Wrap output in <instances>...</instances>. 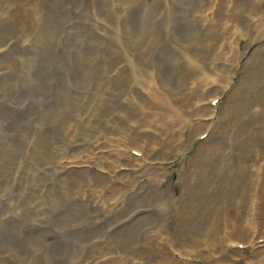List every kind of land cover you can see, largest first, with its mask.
<instances>
[{
  "label": "rangeland",
  "instance_id": "374dc122",
  "mask_svg": "<svg viewBox=\"0 0 264 264\" xmlns=\"http://www.w3.org/2000/svg\"><path fill=\"white\" fill-rule=\"evenodd\" d=\"M0 41V256L264 264V0H0Z\"/></svg>",
  "mask_w": 264,
  "mask_h": 264
},
{
  "label": "bare ground",
  "instance_id": "6f19581e",
  "mask_svg": "<svg viewBox=\"0 0 264 264\" xmlns=\"http://www.w3.org/2000/svg\"><path fill=\"white\" fill-rule=\"evenodd\" d=\"M68 1V0H67ZM60 4V3H59ZM35 5V4H34ZM56 6V5H55ZM52 7H53V5H52ZM54 8V7H53ZM225 10H227L226 8H224ZM230 9H231V7H230ZM235 9V8H234ZM54 10V9H53ZM224 10V11H225ZM236 11V10H235ZM203 13V12H202ZM228 12H226L225 14H227ZM235 14V13H234ZM229 15V14H228ZM230 17V16H229ZM225 18V17H224ZM40 19V18H39ZM226 19V18H225ZM224 19V20H225ZM228 19V18H227ZM42 20H43V18H42ZM227 21V20H226ZM232 22V21H231ZM227 23V22H226ZM101 25V24H100ZM227 29V28H226ZM232 46V45H231ZM8 48V43H4L3 41H0V53L2 54L3 52L5 53V52H7V49ZM232 48V47H231ZM6 55V54H5ZM226 64V63H225ZM224 64V65H225ZM1 69V68H0ZM0 72H2V71H0ZM219 95H220V93H219ZM113 134V133H112ZM116 134H114V136H115ZM3 137H5V136H3ZM4 139H6V138H4ZM115 140H117V138L115 139ZM111 141V140H110ZM114 142V141H113ZM136 144L137 143H134V142H125V143H122V144H120V143H118V146L119 147H121V148H124V150L125 151H127L128 150V153H129V156H133V157H138V158H141V156H142V153L141 152H139V154H140V156H135V155H133V153L131 152V151H129V150H136V149H138L137 147H136ZM97 146H100L101 147V143H97ZM109 149L112 147V145L111 144H107L106 145ZM134 152V151H133ZM135 152H138V151H135ZM138 154V155H139ZM73 161H75V160H72V162ZM67 162H69V161H67ZM78 164H82V163H86V162H84V161H82V160H80V161H76ZM63 164H64V162H62ZM76 163V164H77ZM90 164L92 163V162H89ZM138 163L139 164H137L136 165V167H140L141 169H145V167H144V164H147V162L145 161L144 163H143V160H139L138 161ZM164 163H167V162H164ZM62 164V165H63ZM66 164V166H63L64 167V171H65V168L66 167H69V163H65ZM70 167H72V168H74L73 166H70ZM134 168L133 169V171H138V169L137 168ZM129 169H131L130 167H128L127 168V170H129ZM113 172L114 173H116V169L115 170H113ZM122 173H125V172H122ZM122 173H120V174H122ZM117 174V173H116ZM140 185H141V183H140ZM114 186V185H113ZM125 185H117V186H114V189L115 190H119L120 188H122L121 189V191L124 189V188H126V187H124ZM142 186H143V183H142ZM124 187V188H123ZM185 187H187L186 185H185ZM186 190H188V191H192V189L191 188H186ZM102 192V191H101ZM101 192H99L100 193V195H102V193ZM88 197V196H87ZM96 198H97V195H94V194H89V197H88V201H87V203H88V205L90 204V206L92 207V209H94V211L96 212V214L98 215V216H103V217H105V218H107L108 216H111V213L115 210V208L117 207V204H118V202H116V203H114V202H112V203H108V201H101V205H100V207H96L95 205H94V203L96 202L95 200H96ZM115 198L118 200L119 198H117L116 196H115ZM114 199V198H113ZM114 203V204H113ZM146 203H149V202H146ZM111 204V205H110ZM156 206H158L157 204H155ZM89 206V207H90ZM160 207V206H159ZM114 208V209H113ZM96 209V210H95ZM159 210H161L160 208H159ZM162 211V210H161ZM146 212V211H145ZM164 212V211H163ZM162 212V213H163ZM106 214H108V215H106ZM135 214V213H134ZM133 220H135V221H133L132 222V224L131 225H134L138 220H140V217H136L135 219H133ZM249 221V220H248ZM232 222V221H231ZM235 222V221H234ZM234 222H233V224H234ZM154 223V222H153ZM237 223V222H236ZM163 224V223H162ZM166 225V224H165ZM236 225V224H235ZM238 225V224H237ZM230 226V225H229ZM233 226V225H232ZM159 227V226H158ZM162 227V226H161ZM161 227L160 228H158V229H161ZM232 228V227H231ZM236 228V227H235ZM166 229H170V227H169V225L167 224V226H166ZM218 229V228H217ZM135 230V229H134ZM143 230V229H142ZM141 230V231H142ZM179 230V229H178ZM213 230V229H212ZM150 231V230H149ZM147 232L144 236H145V238H144V242H145V245L146 246H144L143 248H139L140 250H138V251H136L137 253H135V251H134V253L132 254L133 256L132 257H135V256H142L143 257V255H148L149 257L151 256V258H150V261L152 260V262H153V264H189V263H186V261H188V258L189 257H194L193 255V253H191V252H189V250H187V249H185V248H183L182 246V249H181V251L182 252H180V254L181 253H183L182 255H184L183 256V260H185V262H178V261H174L172 258H170V256H167L164 252H163V250H162V248H163V246L161 245L162 243H161V241L164 239V236L166 235V233H164V232H162L161 230L160 231H158L157 230V228H156V230L155 231H152V232ZM164 231V230H163ZM216 231V230H215ZM218 231V230H217ZM228 231V230H227ZM233 231V230H232ZM180 232V231H179ZM182 232V231H181ZM185 232V231H184ZM187 232V231H186ZM229 232V231H228ZM170 234H172V233H170ZM188 235H190L189 233H187ZM229 234V233H228ZM241 234V233H240ZM254 234V233H253ZM180 235H181V233H180ZM183 235V234H182ZM181 235V236H182ZM217 235V234H216ZM227 235V234H226ZM231 235V234H230ZM207 236V235H206ZM229 236V235H228ZM233 236V235H232ZM234 236H236L237 237V232H235V235ZM233 236V237H234ZM248 236H249V238H251V239H253L252 238V236L250 237V233L248 234ZM208 237V236H207ZM207 237H206V239H207ZM155 238V239H154ZM198 238H200V237H198ZM212 238V237H211ZM215 239H216V237H214ZM241 238V237H240ZM243 238V237H242ZM255 238V237H254ZM165 239H168L169 240V236L168 237H166L165 236ZM179 239H181V238H179ZM227 239H230V241H228V243H226L225 244V251H223L224 249H222V248H220V249H222V251H221V255H223V256H225L226 257V254H227V249H229V248H231V244L232 243H234V242H236L237 240H236V238H230V237H228ZM250 239V240H251ZM185 240H186V238H185ZM249 240V241H250ZM175 241V240H174ZM184 241V240H183ZM208 241V240H207ZM211 241V240H210ZM251 241H253V240H251ZM255 241V240H254ZM187 242V241H186ZM195 242V241H194ZM206 242V241H205ZM213 242V241H212ZM215 242V241H214ZM203 243V242H202ZM208 243L209 242H207V245H208ZM217 243V242H216ZM216 243L215 244H213V246L214 245H216ZM168 244V243H167ZM173 244V243H172ZM171 244V245H172ZM196 244V243H195ZM205 244V243H204ZM177 245H180L179 243L177 244ZM184 246V245H183ZM202 246V245H201ZM204 246V245H203ZM216 246H218V245H216ZM221 247H223L222 246V244L220 245ZM162 247V248H161ZM177 248L179 247V246H176ZM195 247V246H194ZM199 247V246H198ZM209 247V246H208ZM212 247V246H211ZM180 248V247H179ZM191 248V247H190ZM154 249H157L155 252H153V250ZM198 249H200V248H198ZM210 249H212V248H210ZM215 249V248H214ZM219 249V248H218ZM140 251V252H139ZM180 250H178V252H179ZM212 251V250H211ZM218 251V250H217ZM153 252V253H152ZM209 252V251H208ZM220 252V251H219ZM258 252V251H257ZM115 253V252H114ZM114 253H112V254H109L108 252H106V253H103L101 256H95V257H92V258H90L85 264H127L128 262H130L131 260H129L126 256L127 255H124V258H122L123 257V255H121V253H120V255H118L119 256V258H120V256H122L119 260L117 259V260H115L114 259V257H115V255H113ZM163 253V254H162ZM203 253V252H202ZM239 253V252H238ZM115 254H119V253H115ZM193 254V255H192ZM212 254V253H211ZM230 254V253H229ZM262 254V253H261ZM216 255V254H215ZM189 256V257H188ZM210 256V255H209ZM212 256V255H211ZM218 256V255H217ZM215 257V259H211V262L213 263V262H216L215 260H216V258H218V257ZM232 256H233V254H232ZM243 256V255H242ZM139 257H138V259H139ZM186 257H188V258H186ZM210 258V257H209ZM212 258V257H211ZM227 258V257H226ZM231 258V257H230ZM179 259V258H178ZM136 260V259H135ZM140 260H142V259H140ZM190 260V259H189ZM192 261V260H191ZM5 262V261H4ZM135 262V261H134ZM137 262H138V260H137ZM1 263V262H0ZM132 263V262H131ZM140 263V262H139ZM218 262H216L215 264H217ZM134 264V263H133ZM137 264V263H136ZM220 264V263H219Z\"/></svg>",
  "mask_w": 264,
  "mask_h": 264
}]
</instances>
